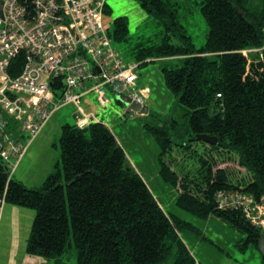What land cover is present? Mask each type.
I'll return each instance as SVG.
<instances>
[{"label": "trees", "instance_id": "1", "mask_svg": "<svg viewBox=\"0 0 264 264\" xmlns=\"http://www.w3.org/2000/svg\"><path fill=\"white\" fill-rule=\"evenodd\" d=\"M137 1L165 26V36L160 43L139 42L134 61L182 59V65L162 70L167 87L187 107L189 128L172 116L147 125L161 150L160 175L178 188L180 208L202 218L219 216L247 233L243 249L259 248L264 230L240 211L220 209L215 194L243 189L264 198V0H202L208 33L199 48L176 1ZM110 11L106 3L105 12ZM109 32L113 40L127 41V17L115 18ZM245 49L256 51L246 55ZM24 57L20 53L12 60V75ZM200 134L218 141L206 142ZM59 146L60 159L40 186L14 178L0 157V206L36 210L27 254L45 258L46 264H68L65 255L72 248L77 264H159L171 254L173 264H202L179 233L191 223L164 210L106 124L64 123ZM176 153L186 154L184 163ZM232 159L249 174L238 170L237 175L223 165Z\"/></svg>", "mask_w": 264, "mask_h": 264}, {"label": "built area", "instance_id": "2", "mask_svg": "<svg viewBox=\"0 0 264 264\" xmlns=\"http://www.w3.org/2000/svg\"><path fill=\"white\" fill-rule=\"evenodd\" d=\"M106 3L107 0H3L0 157L12 173L29 143L64 105L75 107L76 125L85 128L101 123L98 113L83 105L84 96L90 93L96 95L101 107L110 103L108 87L116 96L128 95L141 105L146 103L144 90L137 88L139 63L126 60L113 45L104 20ZM20 53L25 55V62L14 76L11 62ZM12 121L18 126L15 133ZM215 200L220 209L240 211L264 230L263 199L242 189H220Z\"/></svg>", "mask_w": 264, "mask_h": 264}, {"label": "rangeland", "instance_id": "3", "mask_svg": "<svg viewBox=\"0 0 264 264\" xmlns=\"http://www.w3.org/2000/svg\"><path fill=\"white\" fill-rule=\"evenodd\" d=\"M173 1L179 4V18L186 27L187 33L192 36L196 47H202L208 33V24L201 12L202 0ZM107 4L111 11L104 13V20L111 31H113L115 18L123 15L128 19V40L121 42L113 40V45L126 60L135 62L134 50L139 42H162L165 36V26L159 23L152 14L145 11L137 0H107ZM172 41L177 42L175 37ZM251 51L255 52L256 49H245L244 53L252 54ZM145 61L147 63L139 64L136 67L138 72L137 88L144 90L143 95L146 94L145 104L149 105L148 114L134 110L127 112L128 105L119 101L120 96H116L109 87L106 88V93L110 103L106 107H101L97 99H93L91 102L93 107L90 110L98 113L101 123L106 124L112 130L134 168L139 164L143 166L141 175L164 210L191 223L193 227L180 228L179 233L198 262L202 264H264V257L259 248L253 244L245 249L242 248V242L247 237L244 230L232 226L215 214H211L208 218H202L177 205L179 190L160 175L159 156L161 150L147 125L161 124L164 118L172 116L179 121L180 127L189 128L187 107L167 87L162 70L164 66L172 68L182 65V59L179 57H149ZM74 112L75 107L68 104L53 113L39 134L29 143L24 156L15 169L17 171L12 173V168H10L14 178L24 180L26 185L31 187L40 186L43 183L60 159L59 139L62 125L67 122L76 123ZM11 124L14 127L12 131L17 132L18 126L15 122L12 121ZM175 156L178 158V163L185 162H181L182 156L186 157L185 153H182V156L176 153ZM230 162L223 165L231 170H237L235 171L237 175L238 170L245 176L249 174L245 169L239 167L237 160L232 159ZM2 207L0 208L2 209ZM4 212H0V217ZM22 214V237L20 236V238L24 244L26 241L24 237L30 235L36 210L23 207ZM5 225L4 218L0 227V236L4 231H7L6 238L10 239V229ZM196 241L199 243L196 244ZM5 246L7 247L0 243V251ZM3 255L0 253V264L6 262ZM75 257V248L65 255L68 264H77ZM174 260L175 255L171 254L168 259L159 264H173Z\"/></svg>", "mask_w": 264, "mask_h": 264}, {"label": "crops", "instance_id": "4", "mask_svg": "<svg viewBox=\"0 0 264 264\" xmlns=\"http://www.w3.org/2000/svg\"><path fill=\"white\" fill-rule=\"evenodd\" d=\"M93 99H96V95L93 93H90L84 96L83 98V103H85L84 106L88 110L92 109L93 107L91 103ZM135 169L141 174L143 170V166L140 164L137 166L135 165ZM22 181L26 183L24 180ZM22 211H23V207L11 205V204H5L4 207L1 209L0 212H4V213L1 214L0 217V227L5 218L6 221L5 227L10 229L11 235H10V239L6 238L7 231L6 232L4 231L2 236H0V243L7 245V247L5 246L4 249H1L0 253L4 254L3 256L6 260L5 262L6 264H46L45 258L41 256L29 255L26 253V244L28 237H24V240H26L25 241L26 243L24 242V244L22 242V238H20V236L22 237V228H21V222H22L21 217L23 215ZM197 243L199 242L196 241V244Z\"/></svg>", "mask_w": 264, "mask_h": 264}, {"label": "water", "instance_id": "5", "mask_svg": "<svg viewBox=\"0 0 264 264\" xmlns=\"http://www.w3.org/2000/svg\"><path fill=\"white\" fill-rule=\"evenodd\" d=\"M0 17H3V0H0ZM97 72H99V68L96 67ZM120 101L125 102L128 106H127V112L134 110L137 112H142L144 114H148L149 113V105L148 104H144L141 105L140 103H137L135 101H133L128 95H121L120 96ZM198 137L201 140H204L206 142L209 143H217L218 139L215 136H210L208 134H200L198 135ZM259 249L263 254L264 257V231L261 233L260 238H259Z\"/></svg>", "mask_w": 264, "mask_h": 264}, {"label": "bare ground", "instance_id": "6", "mask_svg": "<svg viewBox=\"0 0 264 264\" xmlns=\"http://www.w3.org/2000/svg\"><path fill=\"white\" fill-rule=\"evenodd\" d=\"M110 34V33H109ZM111 36V35H110ZM111 39H112V42H113V38H112V36H111ZM89 126V125H88ZM261 199H263L264 200V198H261ZM246 218V217H245ZM247 219V218H246ZM248 220V219H247ZM250 221V220H249ZM251 222V221H250Z\"/></svg>", "mask_w": 264, "mask_h": 264}]
</instances>
